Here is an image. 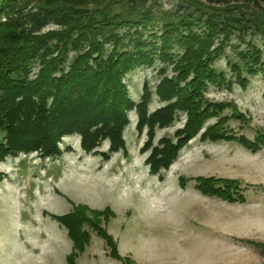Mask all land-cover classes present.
I'll list each match as a JSON object with an SVG mask.
<instances>
[{
	"label": "rangeland",
	"instance_id": "374dc122",
	"mask_svg": "<svg viewBox=\"0 0 264 264\" xmlns=\"http://www.w3.org/2000/svg\"><path fill=\"white\" fill-rule=\"evenodd\" d=\"M147 3L159 16L199 6L220 7L212 0ZM257 3H238L235 14L264 19V0ZM248 40L262 50L264 58L261 34L249 30L240 38L235 33L212 63L232 84H207L204 95L227 104L220 116L228 118L224 124L228 132L253 139L257 131H264V72L248 76L241 85L227 64L228 59L241 62L238 52ZM161 66L156 61L124 77L135 102L147 81L151 91L147 114L166 104L154 92L163 76L158 72ZM36 70L34 66L32 76ZM164 74L172 76L171 64ZM127 117L123 150L110 151L109 141L102 139L86 152L80 136L68 134L57 142V156L43 158L34 151L0 159V264H65L73 243L57 218L77 205L84 206L82 213L88 221L79 229L86 233L88 243L77 253L75 264H264V144L251 151L234 140L201 139L204 127L217 120L210 117L179 148L167 168L152 174L146 162L151 147L160 145L161 138L175 140L186 114L178 112L170 124L154 126L147 148L142 146L148 139V127L137 132L134 109ZM182 176L187 178L184 186ZM196 177L234 181L236 198L228 201L201 193ZM98 232L111 236V244ZM113 247L121 260L112 256Z\"/></svg>",
	"mask_w": 264,
	"mask_h": 264
},
{
	"label": "trees",
	"instance_id": "16d2710c",
	"mask_svg": "<svg viewBox=\"0 0 264 264\" xmlns=\"http://www.w3.org/2000/svg\"><path fill=\"white\" fill-rule=\"evenodd\" d=\"M212 1L220 7L199 6L159 16L148 0H0V159L34 151L43 158L57 156V142L68 134H78L86 152L102 139L109 141L110 151L123 150V130L133 109L137 132L148 127L142 148L151 145L154 126L170 124L178 112L186 114L175 140L161 138L160 145L151 147L146 162L152 174L167 168L179 148L214 116L217 120L204 127L201 139L234 140L256 150L264 144V131H257L253 139L228 132L224 126L228 118L220 116L227 104L208 100L204 90L207 84H232L212 63L235 33L242 38L251 30L261 34L264 44V19L235 14L240 4L250 0ZM238 55L241 62L227 60L235 82L245 85L248 76L264 72L263 53L254 42L248 40ZM156 61L162 64L158 72L163 76L154 92L166 104L147 114L151 98L147 81L135 102L124 77ZM168 64L172 76L164 74ZM180 180L182 186L187 182L183 176ZM195 183L203 194L228 201L236 198L234 181L196 177ZM82 207L74 206L57 218L73 243L65 264H75L77 253L88 243L79 229L88 221ZM98 235L111 244V236ZM112 256L122 259L116 247Z\"/></svg>",
	"mask_w": 264,
	"mask_h": 264
}]
</instances>
